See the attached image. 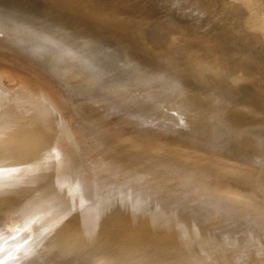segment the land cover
<instances>
[{
	"label": "bare ground",
	"instance_id": "1",
	"mask_svg": "<svg viewBox=\"0 0 264 264\" xmlns=\"http://www.w3.org/2000/svg\"><path fill=\"white\" fill-rule=\"evenodd\" d=\"M207 1L233 63L186 48L197 56L191 77L249 79L264 92V0ZM53 40L32 25L0 27V264H74L66 258L78 254L73 246L91 264H138L151 252L182 259L195 243L264 264V178L205 164L214 157L176 151L160 136L187 125L183 112L164 111L168 93L190 100L181 75L158 88L124 87L107 73L56 64L63 59L47 57ZM86 107L102 120L84 118ZM257 140L248 158L264 173V138ZM223 214L250 221L227 223ZM233 232L249 240L226 236Z\"/></svg>",
	"mask_w": 264,
	"mask_h": 264
},
{
	"label": "rangeland",
	"instance_id": "2",
	"mask_svg": "<svg viewBox=\"0 0 264 264\" xmlns=\"http://www.w3.org/2000/svg\"><path fill=\"white\" fill-rule=\"evenodd\" d=\"M228 1L229 6L237 2V0ZM99 20L100 19L81 20V22L74 21L78 25L73 21L27 25L45 30L54 37V40L49 44L55 48L47 50V52L50 53L47 57H53L52 59L59 60L63 59L56 64L61 65V63H63L66 69L74 71L81 70L86 73L100 72L103 73V75L107 73L108 75L105 76L113 78L114 81L119 82L124 87L144 89L152 86L157 87L156 84L160 85L165 78H167L166 82H171L169 77L175 75V72L179 73L181 75L182 85H186L188 88L185 98L190 100H183L181 94L168 93L170 95H168L169 98L167 102L164 103V111L170 116L177 117L181 116L179 114L182 110H185L182 115L184 119L181 123L187 120L189 125L183 124L181 127L178 126L177 131H179V133L177 134H161L160 136H163L161 137L162 140L174 144L173 148L176 151L184 149L185 152H191L190 154H193V157L202 153L214 157L210 159V161L201 160L205 161V164H215L216 162L219 167H233L245 172L250 171L252 172L251 175L253 179L263 181L264 173H259L260 169L255 165V162L248 158V155L252 154L251 150L254 144L259 142L257 139L264 138V92L260 82H251L249 79H238V77H234V80L230 79V82L227 81L223 84L221 81L222 79L210 77L208 81L200 83L195 80V78L191 77V73L197 71L196 69L194 70L196 67L193 66V61L197 60V56L193 54L190 55L189 50L185 47L113 23L112 26L110 22L109 25H107V21L101 20L99 22ZM102 23L103 25H101ZM104 25H106V27ZM88 28L101 29L102 31L104 30V32H93ZM208 74H210V72H208ZM177 87L181 86L177 85ZM93 108L94 107H86L82 114L85 116L84 118H87L90 122H93V119L95 120L96 118L101 119L100 116H102L99 110L97 111L96 108ZM190 134L192 137H189ZM199 149L202 150L201 153ZM212 150H215V152H212ZM195 152L198 153L196 154ZM131 161L133 162L132 168H135V170L140 168V164H143L140 161V163H136V165L133 160ZM131 161H129V163H127L128 161L125 162L127 163L125 166L126 168L130 163L132 166ZM134 165H136L137 168L134 167ZM138 165L140 166L138 167ZM140 170L144 171L141 168L138 171ZM171 192L169 191V193ZM182 192L183 190L177 189V193L175 191L174 195H178V193ZM184 194L185 196H190L188 192L187 194L184 192ZM158 196L159 194H157L156 198H158ZM188 196L185 200L186 203H192L193 200L189 202V198L195 200V196ZM195 201L193 204L188 205L197 206ZM198 203L199 201L197 204ZM186 208L188 207L186 206ZM189 208L192 207L189 206ZM224 212L227 214V211ZM225 214H223L224 216L222 217L226 219L225 221L227 223H234L232 222L234 217L235 220H240L241 218L240 222H238L240 225H242L241 223L245 225L244 222L250 221L248 217H246L248 218L246 220L245 216H229ZM222 217L217 219L221 220ZM243 220L245 221L243 222ZM218 223L217 221V224ZM241 234H243V237ZM233 235H235L234 238ZM226 236H229L230 239L237 240L241 238L239 240L242 242L249 240L246 234L240 232H233L229 235L227 233ZM226 236L225 238H227ZM241 241L239 242L241 243ZM26 243L29 244L28 241H26ZM19 245L21 246L22 244ZM72 246L73 245H71L70 248ZM204 246V243L192 244L190 251H187L189 250L187 249L181 252V254L184 255L181 256L182 259L178 256L180 253L169 254L161 251V253L155 252L154 254L151 252L152 254L149 253V256L142 255L145 257L144 259L140 257L141 260L138 261V264H191V262L195 264V261L199 259L200 264H236L239 262L244 264V262L248 260L247 258L246 261H244L246 257H242L244 260L235 258V256H237L236 253H232V255L229 251H218V249L216 250V246H212V248H206ZM74 249L78 250V254L71 253L68 254V256L73 255V258H66L73 259L72 263L74 264H91L92 261L89 260L85 262V258L79 254L82 250L74 248L73 246V250ZM165 254L166 256H164ZM199 256L200 258H198ZM230 256L233 260L235 258L236 261H233ZM6 259H8V257ZM9 259L11 258L9 257ZM15 260L13 258L11 261L7 260L9 263L7 261L3 263L14 264V262H16Z\"/></svg>",
	"mask_w": 264,
	"mask_h": 264
},
{
	"label": "water",
	"instance_id": "3",
	"mask_svg": "<svg viewBox=\"0 0 264 264\" xmlns=\"http://www.w3.org/2000/svg\"><path fill=\"white\" fill-rule=\"evenodd\" d=\"M93 19L233 63L207 0H0V27Z\"/></svg>",
	"mask_w": 264,
	"mask_h": 264
}]
</instances>
